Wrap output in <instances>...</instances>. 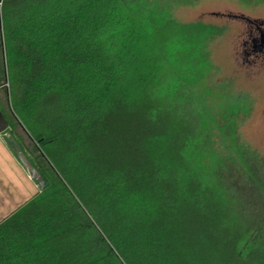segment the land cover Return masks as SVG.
Listing matches in <instances>:
<instances>
[{"label":"trees","instance_id":"1","mask_svg":"<svg viewBox=\"0 0 264 264\" xmlns=\"http://www.w3.org/2000/svg\"><path fill=\"white\" fill-rule=\"evenodd\" d=\"M214 34L153 0H0V79L52 170L0 222V264H264V191L204 163Z\"/></svg>","mask_w":264,"mask_h":264},{"label":"rangeland","instance_id":"2","mask_svg":"<svg viewBox=\"0 0 264 264\" xmlns=\"http://www.w3.org/2000/svg\"><path fill=\"white\" fill-rule=\"evenodd\" d=\"M186 1L190 0L183 3L153 0V5L167 6L178 22H201L216 31L204 40L203 57L200 58L199 75L195 81L196 94L213 119V123L209 124L212 127L209 146L212 155L204 157V163L209 166L212 175L236 181L243 185L247 193L251 192L253 183L264 191V71L263 68L248 65L244 60V23L227 18L229 14L261 18L264 16V0L249 5L238 0ZM3 82L1 78L0 104L10 122L12 131L9 132L17 144L14 149L24 154L36 170L39 165L51 175L50 166L13 118L7 87H3ZM13 183L19 195L16 194L14 201L9 203L5 217L37 193V188L31 182H23L21 177L20 181L14 178ZM13 204L16 207L11 209Z\"/></svg>","mask_w":264,"mask_h":264},{"label":"crops","instance_id":"3","mask_svg":"<svg viewBox=\"0 0 264 264\" xmlns=\"http://www.w3.org/2000/svg\"><path fill=\"white\" fill-rule=\"evenodd\" d=\"M20 177L25 183L26 181L29 183L31 182L30 184L37 188V193L39 192L40 187L34 183V181L29 177L25 169L19 163L9 148L7 141L5 140V136L0 134V222L7 217H5V211L9 207V203L14 201V196L16 194L19 195V191L17 188H15V186H13V181L14 178L17 179V181H20ZM13 205L11 209L16 207V204ZM11 209H9V211H11Z\"/></svg>","mask_w":264,"mask_h":264},{"label":"flooded vegetation","instance_id":"4","mask_svg":"<svg viewBox=\"0 0 264 264\" xmlns=\"http://www.w3.org/2000/svg\"><path fill=\"white\" fill-rule=\"evenodd\" d=\"M224 17V15H221ZM228 19L244 23L242 49L245 62L250 66L263 68L264 71V16L251 19L244 15H227ZM264 77V76H263ZM0 113L5 118L8 131H12L5 111L0 106Z\"/></svg>","mask_w":264,"mask_h":264},{"label":"water","instance_id":"5","mask_svg":"<svg viewBox=\"0 0 264 264\" xmlns=\"http://www.w3.org/2000/svg\"><path fill=\"white\" fill-rule=\"evenodd\" d=\"M8 125L5 121V118L3 115L0 113V134H3L5 136V140L7 141V144L19 163L22 165V167L25 169L29 177L38 185L40 188L43 186V181L37 172V170L32 167L29 162L27 161L26 157L24 154L17 152L14 147H16V142L13 139V136L11 133L8 131Z\"/></svg>","mask_w":264,"mask_h":264},{"label":"built area","instance_id":"6","mask_svg":"<svg viewBox=\"0 0 264 264\" xmlns=\"http://www.w3.org/2000/svg\"><path fill=\"white\" fill-rule=\"evenodd\" d=\"M3 87H7V83L3 85Z\"/></svg>","mask_w":264,"mask_h":264}]
</instances>
